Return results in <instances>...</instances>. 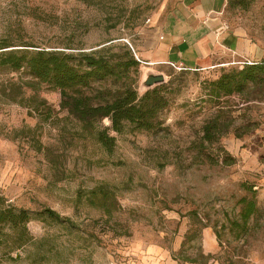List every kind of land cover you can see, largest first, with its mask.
I'll list each match as a JSON object with an SVG mask.
<instances>
[{
  "label": "rangeland",
  "instance_id": "374dc122",
  "mask_svg": "<svg viewBox=\"0 0 264 264\" xmlns=\"http://www.w3.org/2000/svg\"><path fill=\"white\" fill-rule=\"evenodd\" d=\"M170 7V0H0V53L114 47L126 61L130 51L140 66L121 84L142 97L146 75L163 74L166 83L151 90L162 88L167 102L155 129L112 133L108 151L96 137L108 119L82 123L60 90L0 66V210L31 215L17 230L0 228V264H264V83L217 98L210 84L243 69V59L220 55L200 70L145 59ZM225 19L264 54V0H228ZM243 199L258 208L247 224Z\"/></svg>",
  "mask_w": 264,
  "mask_h": 264
},
{
  "label": "trees",
  "instance_id": "16d2710c",
  "mask_svg": "<svg viewBox=\"0 0 264 264\" xmlns=\"http://www.w3.org/2000/svg\"><path fill=\"white\" fill-rule=\"evenodd\" d=\"M26 48L0 53V66L14 71L27 70L40 84L60 90L63 105L82 123H101L108 119L111 126L96 135L98 142L108 151H112L116 145V138L112 133L122 134L128 126L140 131H152L156 127L159 113L167 106L162 88L148 91L141 97L134 86L127 82L121 84L125 74L131 69L138 72L140 66L130 51H126L127 60L123 61L119 59L120 54L115 52L114 47H103L91 53H68L32 45ZM104 82L111 83L116 88H95V85ZM262 83L264 61L223 74L210 84V89L214 97H231L243 94L251 86ZM218 129V121L206 128L207 139ZM92 195L94 198L99 197V193L93 192ZM101 199L106 203V197ZM241 203L244 204L242 221L247 224L258 212L257 203L247 199H243ZM45 214L51 220L61 221V216L56 212L47 211ZM30 220L29 212L0 210V228L10 226L12 230H17L26 226Z\"/></svg>",
  "mask_w": 264,
  "mask_h": 264
},
{
  "label": "crops",
  "instance_id": "0c3cea01",
  "mask_svg": "<svg viewBox=\"0 0 264 264\" xmlns=\"http://www.w3.org/2000/svg\"><path fill=\"white\" fill-rule=\"evenodd\" d=\"M170 2L154 45L143 54L153 64H183L190 70H200L214 66L220 55L234 56L235 63L241 59L244 64L264 60L257 45L229 27L225 19L228 0Z\"/></svg>",
  "mask_w": 264,
  "mask_h": 264
},
{
  "label": "water",
  "instance_id": "95a60500",
  "mask_svg": "<svg viewBox=\"0 0 264 264\" xmlns=\"http://www.w3.org/2000/svg\"><path fill=\"white\" fill-rule=\"evenodd\" d=\"M166 83V77L163 74L155 75L152 73H149L146 75L145 80H144V87L146 89L151 90L154 87L163 85Z\"/></svg>",
  "mask_w": 264,
  "mask_h": 264
},
{
  "label": "built area",
  "instance_id": "2783aa9c",
  "mask_svg": "<svg viewBox=\"0 0 264 264\" xmlns=\"http://www.w3.org/2000/svg\"><path fill=\"white\" fill-rule=\"evenodd\" d=\"M252 64H253L252 62H248L247 63V65H252ZM172 66H177L179 70H186V69H188L183 64H179V65L172 64Z\"/></svg>",
  "mask_w": 264,
  "mask_h": 264
}]
</instances>
